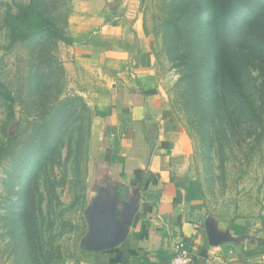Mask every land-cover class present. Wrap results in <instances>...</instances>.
<instances>
[{
    "label": "rangeland",
    "instance_id": "374dc122",
    "mask_svg": "<svg viewBox=\"0 0 264 264\" xmlns=\"http://www.w3.org/2000/svg\"><path fill=\"white\" fill-rule=\"evenodd\" d=\"M30 2L0 0V264H91L112 221L101 146L67 43L52 32L11 43L5 19ZM70 10L102 14L108 33L121 26L112 21L139 22L206 215L239 226L264 264V0H43L69 42Z\"/></svg>",
    "mask_w": 264,
    "mask_h": 264
},
{
    "label": "crops",
    "instance_id": "0c3cea01",
    "mask_svg": "<svg viewBox=\"0 0 264 264\" xmlns=\"http://www.w3.org/2000/svg\"><path fill=\"white\" fill-rule=\"evenodd\" d=\"M102 16L70 10L73 43L65 55L94 118L104 167L98 191L112 214L109 242L91 264H168L180 241L191 247L195 264H255L242 229L206 215L189 177V146L153 86L156 57L141 25L112 21L121 26L108 33ZM92 20L99 24L83 30Z\"/></svg>",
    "mask_w": 264,
    "mask_h": 264
},
{
    "label": "trees",
    "instance_id": "16d2710c",
    "mask_svg": "<svg viewBox=\"0 0 264 264\" xmlns=\"http://www.w3.org/2000/svg\"><path fill=\"white\" fill-rule=\"evenodd\" d=\"M43 0H31L29 5H21L18 15L8 14L5 19V25L10 30V40L12 44L28 41L44 33L52 32L57 40L72 44V41H66L64 36L53 28V23L41 12ZM227 11L231 9L230 3L227 4ZM218 14V13H217ZM219 15V14H218ZM12 99L10 94H3V98ZM244 98L242 97V100ZM244 106V105H243ZM12 138V137H11ZM4 153L0 152V158Z\"/></svg>",
    "mask_w": 264,
    "mask_h": 264
},
{
    "label": "built area",
    "instance_id": "2783aa9c",
    "mask_svg": "<svg viewBox=\"0 0 264 264\" xmlns=\"http://www.w3.org/2000/svg\"><path fill=\"white\" fill-rule=\"evenodd\" d=\"M168 264H195L191 247L185 241L177 243L172 259Z\"/></svg>",
    "mask_w": 264,
    "mask_h": 264
}]
</instances>
